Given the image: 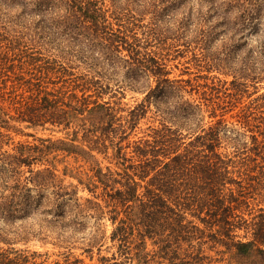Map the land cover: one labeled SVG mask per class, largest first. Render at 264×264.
<instances>
[{
    "label": "trees",
    "instance_id": "obj_1",
    "mask_svg": "<svg viewBox=\"0 0 264 264\" xmlns=\"http://www.w3.org/2000/svg\"><path fill=\"white\" fill-rule=\"evenodd\" d=\"M261 1L192 5L195 68L224 79L205 75L218 87L205 84L211 91L191 100L128 29L114 28L104 0H0V264H37L38 254L12 247L9 234L77 238L89 250L108 239L122 260L112 254L98 264H264V92L240 105L264 80ZM49 39L68 44L78 65L22 45ZM118 67L127 83H150L125 111L90 73ZM152 103V124L137 136ZM25 128L61 134L14 142L10 133ZM68 157L78 166L62 175L88 197L63 184L56 163Z\"/></svg>",
    "mask_w": 264,
    "mask_h": 264
},
{
    "label": "rangeland",
    "instance_id": "obj_2",
    "mask_svg": "<svg viewBox=\"0 0 264 264\" xmlns=\"http://www.w3.org/2000/svg\"><path fill=\"white\" fill-rule=\"evenodd\" d=\"M180 2L182 5L179 4ZM104 3L108 13L112 16L110 21L113 22L114 28L117 27L116 23H121V25L128 29L127 35L129 38L134 37L136 42L140 43V45L145 47L147 51L154 54L161 63L166 65V70L170 72L167 76L169 79L182 81L178 84L185 88V91H183L185 98L193 100V98L196 99L199 97L197 94L201 91L210 92L211 88H208V86L211 87L212 82L218 87L216 79L214 81L209 78L205 79V75L209 77L217 76L219 77L218 79L221 80L224 79L223 76L216 75V73H207L195 68L197 62L195 61L194 54L197 53L199 56L200 51L192 41L194 35L191 33V30L194 28L192 21L193 16L195 15V9L193 10L192 5L193 7L196 5V0H104ZM261 3H264V1H261ZM187 4H189V6L185 8L184 5L186 6ZM1 13L3 12L0 11V14ZM114 17H117L119 22L115 20ZM2 28H4V24L2 18H0V29ZM31 28L29 27L28 34H30V30L31 32L34 31L32 26ZM10 29L15 32L19 30V27L14 25ZM232 43H237L235 38ZM22 45L33 51H38L46 57L55 59L59 63H63V61L70 62V60L74 61L76 58L75 53H72L71 56L64 53L68 51V44L56 43V41L50 39L43 40L41 43L27 42ZM76 49L77 47L75 46L70 50L79 51ZM126 54L127 52L123 50L122 55ZM78 63L79 62H75L74 64L78 65ZM63 64L67 65L65 63ZM77 70L78 72H85V68L82 65H79ZM74 71H76V69H74ZM90 73L95 78L99 79L101 84L108 86L109 89L106 90L104 99L115 102L116 107L123 111L134 106L136 103H139L144 97L145 90L147 89L146 87L150 84H145L144 81L136 83L131 82L130 84L135 85L132 87V85L126 82V75L119 70V67L111 73L109 70H106L105 73L102 71L99 74H96L91 70ZM230 79L231 77L227 78L228 81ZM150 81L151 86H153L154 80L150 79ZM205 84L208 85L206 88L203 87ZM254 86L256 89L253 90V88L249 87L248 91L249 93H252L256 90L257 93L248 94L247 92L242 98L241 106L247 104L250 100L264 92V80H257L256 83H254ZM158 101L154 103H159L160 105V102ZM154 103L150 104V112L147 114V117L141 120L137 130V136L141 135V130H144L146 126L152 124L151 118L155 111ZM123 111H121L119 115H125V112ZM21 130L23 131L22 133L13 131L10 133L14 142L25 140L31 141L32 137L25 134H32L35 137H45L50 134H53V136H60L61 134L55 130L49 131L38 129L35 131L26 128ZM66 165L69 168H76L78 163H75L72 157L66 158L62 163H56V169L60 178L63 179V184L66 186L71 184L72 186H70V188H76L78 196L88 197V193L81 190L75 179L68 175H62V169ZM258 201V199L252 201L253 204H251V207L253 210L258 208L257 204L262 206ZM100 224L102 229H105L106 236H108L111 229L109 221L104 220L101 221ZM88 226H93L92 220H88ZM3 229L4 227L0 223V230ZM27 229L35 230L36 228L29 225ZM6 237L11 238L12 247L27 249L29 252H36L38 254L36 257L37 264H70L75 260H77L76 264H98L100 257H111L112 254L116 253L115 248L108 249L111 243L106 238V240H104V238L98 239L96 243L99 244L100 242L102 245L93 247L92 250H89L87 248V241L77 238L75 241L65 239V243H58L55 239L43 241L38 234H35V236L29 234L26 238L19 239L16 235L12 234H9L8 236L6 235ZM0 247H7V245L0 242ZM210 255H212L213 258L216 257L213 253H210ZM115 257L117 261L122 260L117 254H115ZM211 264L226 263L224 260L213 262Z\"/></svg>",
    "mask_w": 264,
    "mask_h": 264
}]
</instances>
